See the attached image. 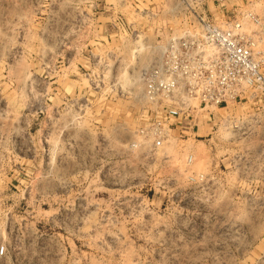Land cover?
I'll use <instances>...</instances> for the list:
<instances>
[{"label":"rangeland","instance_id":"1","mask_svg":"<svg viewBox=\"0 0 264 264\" xmlns=\"http://www.w3.org/2000/svg\"><path fill=\"white\" fill-rule=\"evenodd\" d=\"M150 3L0 0V264H264V106L135 145L183 24Z\"/></svg>","mask_w":264,"mask_h":264},{"label":"built area","instance_id":"2","mask_svg":"<svg viewBox=\"0 0 264 264\" xmlns=\"http://www.w3.org/2000/svg\"><path fill=\"white\" fill-rule=\"evenodd\" d=\"M262 1L162 0L183 24L181 34L138 71L150 118L136 132L135 145L159 149L176 134L223 121L230 106H264V17L254 9ZM116 25L129 31L122 20ZM6 253L0 243V260Z\"/></svg>","mask_w":264,"mask_h":264},{"label":"crops","instance_id":"3","mask_svg":"<svg viewBox=\"0 0 264 264\" xmlns=\"http://www.w3.org/2000/svg\"><path fill=\"white\" fill-rule=\"evenodd\" d=\"M90 42H91V40L89 39V40H88V45L90 44Z\"/></svg>","mask_w":264,"mask_h":264}]
</instances>
